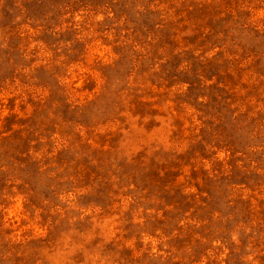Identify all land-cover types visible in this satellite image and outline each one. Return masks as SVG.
I'll list each match as a JSON object with an SVG mask.
<instances>
[{
  "label": "rangeland",
  "instance_id": "rangeland-1",
  "mask_svg": "<svg viewBox=\"0 0 264 264\" xmlns=\"http://www.w3.org/2000/svg\"><path fill=\"white\" fill-rule=\"evenodd\" d=\"M0 264H264V0H0Z\"/></svg>",
  "mask_w": 264,
  "mask_h": 264
}]
</instances>
